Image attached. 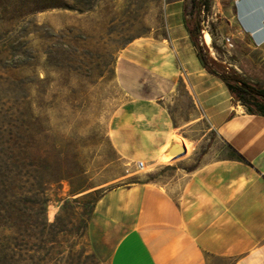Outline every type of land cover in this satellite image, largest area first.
<instances>
[{
  "label": "rangeland",
  "instance_id": "rangeland-1",
  "mask_svg": "<svg viewBox=\"0 0 264 264\" xmlns=\"http://www.w3.org/2000/svg\"><path fill=\"white\" fill-rule=\"evenodd\" d=\"M204 1L210 66L264 90L229 0ZM182 7L191 18L193 0H0V264H109L127 226L103 201L91 213L92 201L158 177L131 135L151 130L141 97L185 125L172 136L191 144L189 167L231 155L192 100L197 49L169 26Z\"/></svg>",
  "mask_w": 264,
  "mask_h": 264
},
{
  "label": "crops",
  "instance_id": "crops-1",
  "mask_svg": "<svg viewBox=\"0 0 264 264\" xmlns=\"http://www.w3.org/2000/svg\"><path fill=\"white\" fill-rule=\"evenodd\" d=\"M228 2L250 59L264 70V0ZM176 13L169 14V26L186 27L184 7ZM186 54L178 51L182 63ZM190 58L194 66L185 70L192 100L231 155L212 158L209 152L189 167L191 144L183 132L172 136L185 125L179 126L160 100L141 97L136 106L152 109L151 130L131 135L139 139L135 147L158 177L111 191L98 201L96 207L102 201L111 205L127 226L109 264H264V115L241 104L201 66L197 53ZM183 145L187 153L176 158ZM118 149L127 150L120 139Z\"/></svg>",
  "mask_w": 264,
  "mask_h": 264
},
{
  "label": "trees",
  "instance_id": "trees-1",
  "mask_svg": "<svg viewBox=\"0 0 264 264\" xmlns=\"http://www.w3.org/2000/svg\"><path fill=\"white\" fill-rule=\"evenodd\" d=\"M207 5L208 3L204 0H193L194 13L192 14L191 18H188L187 16H185L184 18L186 29L188 31L193 46L197 49V56L200 62L209 73L217 75L227 85L231 94L237 100H241L243 104L248 107L251 113L264 115V90L257 87H252L249 83L244 81L249 86L248 89H245L244 87L238 84L237 81L240 80L238 76H233L229 74L223 68H221V70L217 72L210 66L207 58L205 57L199 38L201 30L200 14L203 6ZM251 89L256 91V93H253ZM244 94L248 95L250 98L248 99L247 96H244ZM99 200L100 198H97L92 201L91 213L95 211ZM44 205L45 209L46 203Z\"/></svg>",
  "mask_w": 264,
  "mask_h": 264
},
{
  "label": "water",
  "instance_id": "water-1",
  "mask_svg": "<svg viewBox=\"0 0 264 264\" xmlns=\"http://www.w3.org/2000/svg\"><path fill=\"white\" fill-rule=\"evenodd\" d=\"M238 82V84L239 85H241L242 87H244L245 89H248L249 88V86H248V84H246L244 81H242V80H238L237 81ZM253 93H256V91H254V90H251ZM187 153V147L185 146V145H183L182 146V150H181V152H179V154H178V156H176V158L177 157H180V156H182V155H184V154H186Z\"/></svg>",
  "mask_w": 264,
  "mask_h": 264
},
{
  "label": "bare ground",
  "instance_id": "bare-ground-1",
  "mask_svg": "<svg viewBox=\"0 0 264 264\" xmlns=\"http://www.w3.org/2000/svg\"><path fill=\"white\" fill-rule=\"evenodd\" d=\"M204 40H205V42L207 43V44H211L212 43V40H213V38H212V35L208 32V31H205V33H204ZM241 107V106H240ZM243 108V107H242ZM242 110V109H241ZM175 145H177V146H179V142L178 141H175V143H174ZM143 168H145V166H143Z\"/></svg>",
  "mask_w": 264,
  "mask_h": 264
},
{
  "label": "built area",
  "instance_id": "built-area-1",
  "mask_svg": "<svg viewBox=\"0 0 264 264\" xmlns=\"http://www.w3.org/2000/svg\"><path fill=\"white\" fill-rule=\"evenodd\" d=\"M137 165L142 168L143 166H145V163L143 161H139Z\"/></svg>",
  "mask_w": 264,
  "mask_h": 264
},
{
  "label": "flooded vegetation",
  "instance_id": "flooded-vegetation-1",
  "mask_svg": "<svg viewBox=\"0 0 264 264\" xmlns=\"http://www.w3.org/2000/svg\"><path fill=\"white\" fill-rule=\"evenodd\" d=\"M251 90H253V89H251Z\"/></svg>",
  "mask_w": 264,
  "mask_h": 264
}]
</instances>
